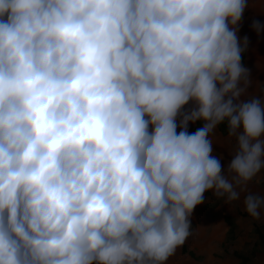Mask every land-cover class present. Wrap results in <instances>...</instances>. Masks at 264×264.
<instances>
[{"label":"clouds","instance_id":"clouds-1","mask_svg":"<svg viewBox=\"0 0 264 264\" xmlns=\"http://www.w3.org/2000/svg\"><path fill=\"white\" fill-rule=\"evenodd\" d=\"M247 7L0 0V264H167L206 192L245 193L261 220L264 195L248 184L264 170V95H249L241 61ZM221 125L234 141L226 170L210 139Z\"/></svg>","mask_w":264,"mask_h":264},{"label":"rangeland","instance_id":"rangeland-1","mask_svg":"<svg viewBox=\"0 0 264 264\" xmlns=\"http://www.w3.org/2000/svg\"><path fill=\"white\" fill-rule=\"evenodd\" d=\"M253 20L264 24V0H248L238 32L241 40L245 36L249 39L241 56L253 80L249 95H264V33L257 35L251 27ZM210 139L213 154L222 155L221 165L226 170L234 141L218 128ZM248 190L264 195V170L249 182ZM244 195L238 201L226 203L206 192L204 202L190 217V236L167 264H264V215L261 220L251 218L243 205Z\"/></svg>","mask_w":264,"mask_h":264},{"label":"trees","instance_id":"trees-1","mask_svg":"<svg viewBox=\"0 0 264 264\" xmlns=\"http://www.w3.org/2000/svg\"><path fill=\"white\" fill-rule=\"evenodd\" d=\"M203 121H198L196 123H191L189 124L188 127V131L191 132H195L197 130L198 127H200L202 125ZM218 130L221 131L223 134H226V128L224 125L218 126Z\"/></svg>","mask_w":264,"mask_h":264}]
</instances>
